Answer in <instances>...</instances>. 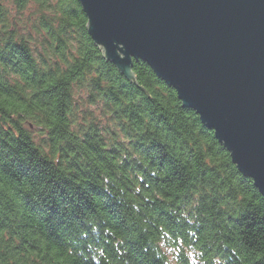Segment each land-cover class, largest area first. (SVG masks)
Instances as JSON below:
<instances>
[{
	"label": "trees",
	"instance_id": "1",
	"mask_svg": "<svg viewBox=\"0 0 264 264\" xmlns=\"http://www.w3.org/2000/svg\"><path fill=\"white\" fill-rule=\"evenodd\" d=\"M85 26L77 0H0V264H169L162 248L175 264H264L252 181L145 63L127 83Z\"/></svg>",
	"mask_w": 264,
	"mask_h": 264
},
{
	"label": "water",
	"instance_id": "2",
	"mask_svg": "<svg viewBox=\"0 0 264 264\" xmlns=\"http://www.w3.org/2000/svg\"><path fill=\"white\" fill-rule=\"evenodd\" d=\"M103 60L145 63L264 198V0H77Z\"/></svg>",
	"mask_w": 264,
	"mask_h": 264
},
{
	"label": "rangeland",
	"instance_id": "3",
	"mask_svg": "<svg viewBox=\"0 0 264 264\" xmlns=\"http://www.w3.org/2000/svg\"><path fill=\"white\" fill-rule=\"evenodd\" d=\"M29 15H30V13L29 12H24L23 14H22V16L21 17H23L22 19L21 18H19V16H14V18L18 21V25H19V27H20V29L21 28H25V30H26V26L24 25L25 23V18L26 17H29ZM24 30V29H23ZM21 31H22V29H21ZM29 32H32V30L31 29H29ZM32 34V36L35 38L36 37V34H35V32L33 33H31ZM37 39V38H36ZM35 40V39H34ZM32 132H33V130H32ZM34 141L35 142H38V139H37V132H35L34 133ZM167 253L168 254H166L167 255V260L169 261V264H175V261H176V258L174 257V252L173 251H171V250H169V251H167ZM188 256H192L191 254H188Z\"/></svg>",
	"mask_w": 264,
	"mask_h": 264
},
{
	"label": "bare ground",
	"instance_id": "4",
	"mask_svg": "<svg viewBox=\"0 0 264 264\" xmlns=\"http://www.w3.org/2000/svg\"><path fill=\"white\" fill-rule=\"evenodd\" d=\"M109 63V62H108ZM109 64H111V63H109ZM112 65V64H111ZM113 66V65H112ZM114 67V66H113ZM149 68V67H148ZM150 69V68H149ZM116 70V69H115ZM153 73V72H152ZM135 77V76H134ZM158 79V78H157ZM127 83H129L128 81H126ZM162 82V81H161ZM129 84H131V83H129ZM255 188V187H254ZM162 250L166 253V254H168L167 253V251H169L167 248H162Z\"/></svg>",
	"mask_w": 264,
	"mask_h": 264
}]
</instances>
